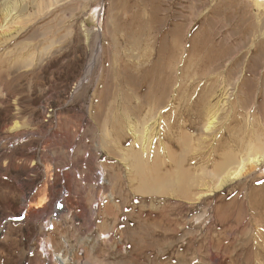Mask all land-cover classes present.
I'll return each mask as SVG.
<instances>
[{"label": "rangeland", "instance_id": "1", "mask_svg": "<svg viewBox=\"0 0 264 264\" xmlns=\"http://www.w3.org/2000/svg\"><path fill=\"white\" fill-rule=\"evenodd\" d=\"M164 36L167 43L225 39L220 46L233 63L207 73L197 59L204 49L188 56L192 73L210 76L190 85L189 114L184 105L158 110L155 137L138 158L132 133L151 114L135 111L146 88L131 95L126 73L151 53L152 62ZM258 49L262 0H0V264H264V157L219 190L209 179L213 148L236 152L235 142L244 150L253 143L264 155V58L252 63ZM200 99L209 108L198 121ZM208 115L216 116L204 135ZM172 156L184 158L190 176L178 175ZM176 178L192 186L185 199L168 186Z\"/></svg>", "mask_w": 264, "mask_h": 264}, {"label": "bare ground", "instance_id": "2", "mask_svg": "<svg viewBox=\"0 0 264 264\" xmlns=\"http://www.w3.org/2000/svg\"><path fill=\"white\" fill-rule=\"evenodd\" d=\"M264 1V0H262ZM7 16V15H6ZM185 19V18H184ZM255 25V24H254ZM177 28V27H176ZM181 28L179 27L178 30H180ZM173 31H176V29L174 28ZM179 32H182L181 30ZM175 33V32H174ZM250 34V33H249ZM212 36V35H211ZM250 37V36H249ZM167 37H162L160 39V41L158 42L159 46L156 50V53H155V59L151 61L152 59V53L149 55V56H146V57H151V58H148L146 59L144 62H140V60L136 61L135 62V66L134 65H130V72H127L126 73V79H128V83L129 86H130V90H131V95H133V91L137 92L139 91L142 87H145L146 88V91L144 92V96L142 97H137L136 100H135V97H134V100L137 102V108H136V112L140 115L142 110L143 109H147L146 107H148L149 109V112L148 114H146L147 117H149V115L151 114V116L149 118H143V120H140V121H143L142 123H140V129L142 128V131L139 132V131H133L132 133V140H133V145L131 146V149L133 148L134 144H138L139 148L138 151L139 153L138 154H135L136 157H141L143 158L144 155L147 154V148L150 147L151 145V141L153 140L152 137L154 136L155 137V133H154V129H153V125L152 123H155L153 122V120L156 119V114L158 112V110H161L163 108H166L167 109L172 106V107H180L181 105H184V107L186 106V110L184 111L186 114H189V108L191 106V103H192V100L190 99V94L192 95V93L195 92V89H196V86L195 88L193 89V91L190 89V85L193 83V82H196V81H204L205 78L202 77V76H205V75H209V74H199L196 73V71L194 70V73H192V70L189 68V64L191 65V62L189 63L190 61V58L191 56H193V52H196V51H199L201 49H204V53L203 55L198 53V55H200V57L198 56V60H200V62L198 63L200 65V67L202 66H205V67H210L211 70L207 73H214V72H217L219 70H221L223 67H225L226 63L229 62H232V59L226 54V52H224L223 50L224 47H223V50H222V46H220L221 44L223 46H225V39L221 40L220 41V45H217L218 43L215 45L213 44V41H211V39L209 40H205L203 41V43L200 41V40H197L195 38H191V37H187L185 36V38L183 40H179L177 41V38H172L171 39V42H168L167 43ZM226 38V37H225ZM154 43V42H153ZM151 44V42H150ZM185 45H187V49L185 47ZM228 48V47H227ZM256 49V48H255ZM202 51V50H201ZM200 51V52H201ZM229 51V50H228ZM155 52V51H154ZM231 54V52H229ZM228 53V54H229ZM196 54V53H195ZM133 55V54H132ZM188 56H190V58H188ZM194 56H197V55H194ZM184 57V58H183ZM136 58V57H135ZM139 58V57H138ZM264 58V50L263 49H258L256 50V55L254 56V58H252V63L255 64V66H257L259 63H260V59L262 60ZM144 57H142L141 60H143ZM192 60V59H191ZM18 62V61H17ZM127 63V62H126ZM197 63V62H195ZM233 63V62H232ZM21 65V64H20ZM179 65H181L180 69H181V77L178 78V76H176V72L178 71L179 69ZM234 65V64H232ZM196 67V65H194ZM38 67V66H37ZM199 66H197L198 69H201ZM126 68V67H125ZM193 68V67H191ZM257 68V67H256ZM131 69H134V73H132ZM196 69V68H195ZM231 69V68H230ZM35 70V69H34ZM198 71V70H197ZM227 72V71H226ZM223 73V72H222ZM116 74V73H115ZM179 74V73H178ZM205 74V75H204ZM217 76L219 77L218 73H216ZM222 75V74H221ZM233 75V74H232ZM210 76V75H209ZM231 76V75H230ZM222 77V76H221ZM227 77V76H226ZM48 78V77H47ZM208 78V77H207ZM216 78V77H215ZM214 78V79H215ZM233 78V77H231ZM123 79V78H122ZM226 80V78H224ZM243 79V78H242ZM13 80V79H12ZM42 80V79H41ZM76 80V79H75ZM224 80V81H225ZM206 81V80H205ZM215 81V80H213ZM207 82V81H206ZM222 82V80H221ZM202 83V82H201ZM200 83V84H201ZM204 83V82H203ZM202 83V85H203ZM195 84V83H193ZM214 85V83H213ZM118 86V85H117ZM201 86V85H200ZM194 87V86H193ZM192 87V88H193ZM105 88V87H104ZM106 89V88H105ZM104 89V90H105ZM189 89L192 91L189 93ZM200 89V87H199ZM133 90V91H132ZM205 89H200L199 92L201 91H204ZM140 92V91H139ZM224 93V92H223ZM204 94V93H203ZM194 95V94H193ZM192 95V97H193ZM108 96V95H107ZM187 96V97H186ZM130 97V96H129ZM109 98V97H108ZM14 99V98H13ZM185 99H188V100H185ZM151 100L153 102H151ZM13 102V101H12ZM89 102V101H88ZM128 103V102H127ZM199 104H203V107L201 110L197 111L196 112V117L198 119V121H200L202 119L203 116H205V110L206 108L208 107L209 103L206 102V100H203V99H200L198 101ZM122 104V103H121ZM133 104H135L133 102ZM168 104V105H167ZM240 104V103H239ZM167 105V106H166ZM169 106V107H168ZM188 106V107H187ZM215 106V105H213ZM212 106V107H213ZM123 107V106H122ZM209 108V107H208ZM207 108V109H208ZM134 108H132L133 110ZM166 109V110H167ZM213 109V108H212ZM147 110V111H148ZM211 110V108H210ZM217 110V109H216ZM171 111V110H170ZM207 111V110H206ZM212 111V110H211ZM213 112V111H212ZM126 113V112H125ZM134 113V112H133ZM144 113V112H143ZM128 114V113H127ZM171 114V112H170ZM185 114V115H186ZM208 114V113H207ZM212 114V113H210ZM174 115V114H173ZM35 116V115H34ZM129 116V115H128ZM215 116L216 115H211L209 116L208 115V118L207 120L205 119V122H204V125H203V129L201 128L202 130V134L204 135H207L209 134L210 130H211V126H212V123H213V120L215 119ZM160 117V115H159ZM173 117V116H172ZM131 118V117H130ZM134 118V117H132ZM138 118V117H137ZM129 118H127L126 120H128ZM171 119V118H170ZM204 119V117H203ZM11 120V118H10ZM135 120H138V119H135ZM58 121V120H57ZM124 121V120H123ZM161 121V120H160ZM45 122V121H44ZM118 122V120H117ZM131 122V121H130ZM136 122V121H135ZM134 122V123H135ZM170 122V121H169ZM175 122V121H174ZM132 123V122H131ZM130 123V124H131ZM158 123V122H157ZM162 123V121H161ZM160 123V124H161ZM198 123V122H197ZM103 124V123H102ZM122 124V123H121ZM126 124L129 125V121L128 123L126 122ZM156 124V123H155ZM202 124V123H201ZM2 125V124H1ZM4 125V124H3ZM123 125V124H122ZM121 125V126H122ZM134 125V124H133ZM137 125V123H136ZM14 126V125H13ZM19 126V124H18ZM115 126V125H114ZM120 126V125H119ZM124 126V125H123ZM122 126V127H123ZM126 126V125H125ZM131 126V125H130ZM214 126V125H213ZM11 127V126H10ZM137 127V126H136ZM160 127V126H159ZM165 127V126H164ZM25 128V127H24ZM28 128V127H27ZM114 128V127H113ZM118 128V127H117ZM126 128V127H125ZM130 128V127H129ZM134 128V127H133ZM103 129V128H102ZM128 129V128H127ZM126 129V130H127ZM122 130V129H121ZM125 130V131H126ZM161 130V129H160ZM119 131V129H118ZM209 131V132H208ZM110 132V131H109ZM124 132V131H123ZM122 132V133H123ZM128 132V131H127ZM186 132V131H185ZM114 133V132H113ZM112 133V134H113ZM118 133V132H117ZM116 133V134H117ZM121 133V132H120ZM125 133V132H124ZM211 133V132H210ZM187 134V133H184V135ZM201 134L198 132V135ZM122 135V134H121ZM125 135V134H124ZM210 135V134H209ZM102 136V135H101ZM105 136V135H103ZM129 136V135H128ZM123 137V135H122ZM127 138V136H125ZM180 137V135H179ZM188 137V136H187ZM203 137V136H202ZM105 138V137H104ZM131 138V137H130ZM118 139V137H117ZM121 139V138H120ZM152 139V140H151ZM3 140V139H2ZM105 140V139H104ZM131 140V141H132ZM193 140V139H192ZM125 141V140H124ZM135 141V142H134ZM175 141V140H174ZM242 141V140H240ZM124 143V142H123ZM130 143V144H131ZM241 143V144H240ZM235 142V146H237V153L234 151L235 149L233 148L232 151L229 150V151H221L220 149H218L217 147L216 148H213L212 149V152H211V155H210V158H211V167H212V170H209L210 171V183L211 184H214V185H211V188L214 187L215 190H219L221 189V187L228 181H231V180H234V179H237V178H240L241 176L243 177L244 175L250 173V171H253V168L254 166H256L255 164L259 163V160L260 158L264 157V155H259V153L255 152L258 151L259 149L255 148L253 145V143H249V146H245V150L244 149H240L242 148L241 145H242V142ZM97 144V143H96ZM109 145V144H108ZM189 145V144H188ZM191 145V143H190ZM220 145V144H219ZM195 146V145H194ZM243 146V145H242ZM129 147V146H128ZM225 147V146H223ZM33 148V147H32ZM85 148V147H84ZM115 148V147H114ZM164 148V147H163ZM226 148V147H225ZM247 148V149H246ZM129 149V148H128ZM130 149V150H131ZM135 149V148H134ZM150 149V148H149ZM148 149V151H149ZM229 149V148H228ZM151 150V149H150ZM82 151V150H81ZM94 151V150H93ZM106 152V151H105ZM115 152V151H114ZM129 152V150H128ZM243 152V153H242ZM176 153V152H175ZM185 153V152H184ZM117 154V153H116ZM134 154L132 156H134ZM161 154V153H160ZM187 154V153H186ZM240 154H243L241 155V157L243 158H239L240 157ZM263 154V153H262ZM110 155V153H109ZM138 155V156H137ZM131 156V154H130ZM135 157V156H134ZM132 157V159L134 158ZM135 157V158H136ZM138 157V158H139ZM151 157V156H150ZM174 158L171 159V163L172 165L174 164V168H176V170L178 171V175L180 174H183L184 177H188L187 175L190 176L189 174V169H186L185 166H184V158L181 159L180 162H178L174 156H172ZM43 158V157H42ZM115 158V157H114ZM131 158V157H130ZM137 158V159H138ZM140 158V159H141ZM118 159V158H117ZM136 159V160H137ZM139 159V160H140ZM146 159V158H144ZM162 159V158H161ZM187 159V158H186ZM44 160V159H43ZM74 160V159H73ZM158 160V158H157ZM66 161V160H65ZM146 161V160H145ZM93 162V161H92ZM123 162V161H122ZM129 162V161H128ZM148 162V161H146ZM135 163V161H134ZM140 164V162L137 160L136 161V164ZM145 163V162H144ZM152 163H155V162H152ZM138 164L139 168L141 167L140 165ZM143 164V163H142ZM163 164V163H162ZM161 164V165H162ZM46 165V164H45ZM153 165V164H152ZM31 166V165H30ZM74 166V165H73ZM92 166V165H91ZM137 166V167H138ZM158 166L159 168V165H156ZM100 167V166H99ZM144 168V166H142ZM163 167V166H162ZM169 167V166H168ZM76 168V167H75ZM105 168V167H103ZM120 168V167H119ZM138 168V169H139ZM153 168V166H152ZM167 168V167H166ZM188 168V167H187ZM49 169V168H48ZM137 169V170H138ZM156 169V167H155ZM154 169V171H155ZM170 169V172L172 171L171 168ZM46 170V169H45ZM98 170V168H97ZM110 170V169H108ZM161 170V169H160ZM159 170V171H160ZM158 171V169H157ZM50 172V169L49 171ZM63 172V171H62ZM95 172V171H94ZM132 172V171H131ZM144 171H142V169H140L138 171V177H140L142 179V181H144V176H143V173ZM174 172V171H172ZM255 172V171H254ZM51 173V172H50ZM53 173V172H52ZM51 173V174H52ZM101 173V172H100ZM168 173V172H167ZM208 173V172H207ZM46 174V173H45ZM64 174V173H62ZM61 174V175H62ZM88 174V173H87ZM90 174V173H89ZM102 175H98L100 178V180H104V176H103V169H102ZM111 174V173H110ZM252 174V173H251ZM60 175V174H59ZM107 175V174H106ZM112 175V174H111ZM148 175V173H147ZM162 175V174H161ZM179 175V176H180ZM250 175V174H249ZM58 176V175H57ZM65 176V175H64ZM91 176V175H90ZM97 176V177H98ZM103 176V177H102ZM108 176V175H107ZM134 176V175H133ZM146 176V175H145ZM153 176V175H152ZM207 176V175H206ZM205 176V177H206ZM209 176V175H208ZM207 176V177H208ZM47 177V176H46ZM52 177V176H51ZM113 177V176H112ZM147 177V176H146ZM150 177V176H149ZM155 177V175H154ZM193 177V176H192ZM204 177V175L202 176ZM246 177V176H245ZM48 178V177H47ZM50 178V176H49ZM48 178V180H49ZM64 178V177H63ZM114 178V177H113ZM160 178V177H159ZM164 178V177H163ZM180 178V177H179ZM251 178V177H250ZM51 179V178H50ZM65 179V178H64ZM172 179V176L171 178ZM199 179V177H198ZM53 180V179H52ZM51 180V181H52ZM66 180V179H65ZM77 180V179H76ZM127 180V179H126ZM158 180V179H157ZM182 180V179H181ZM180 179H175L173 180V182H169V187L170 189L175 190V196L176 197H179V198H184L185 199V196H186V191H191L192 189V186H190L191 184L189 182H187L186 180H184L183 178V181L182 182ZM202 180V179H200ZM20 181V180H19ZM54 181V180H53ZM57 181V180H55ZM195 181V180H194ZM250 181V180H249ZM58 182V181H57ZM165 182V181H164ZM48 183V182H47ZM78 183V182H77ZM98 183V181H97ZM116 183V182H115ZM145 183V182H144ZM144 183L142 182V185L144 186ZM198 183V182H197ZM209 183V181H208ZM207 183V185H208ZM33 184V183H32ZM148 184H151V183H148ZM147 184V185H148ZM48 185V184H47ZM46 184H44V186H47ZM57 185V184H56ZM195 185V184H194ZM203 185V184H202ZM40 186V185H39ZM50 186V185H49ZM150 186V185H149ZM41 187V186H40ZM62 187V186H61ZM73 187V186H72ZM152 187V186H151ZM168 187V188H169ZM203 187V186H202ZM50 188V187H49ZM48 188V189H49ZM54 188V187H53ZM109 188V187H107ZM113 188V187H112ZM119 188V187H118ZM164 188V187H163ZM195 188V187H194ZM47 189V187H46ZM52 189V188H50ZM111 189V188H109ZM160 189V188H159ZM167 189V188H166ZM196 189V188H195ZM40 190V189H38ZM42 190V189H41ZM40 190V191H41ZM57 190V189H56ZM162 190V189H161ZM209 191V188L207 189ZM206 190V191H207ZM44 191V188L43 190ZM47 191V190H46ZM248 191V190H247ZM48 192V191H47ZM58 192V191H57ZM60 192V191H59ZM37 193V192H36ZM35 193V194H36ZM43 192L39 193V194H42ZM45 193V191H44ZM52 194V192H50ZM162 193V191H161ZM37 194V196L39 195ZM47 194V193H46ZM45 194V195H46ZM163 194V193H162ZM191 194H194L193 192ZM44 195V194H43ZM152 195V193H151ZM205 195V194H204ZM157 196V195H156ZM39 197V196H38ZM43 198H45L44 196H42ZM42 197L40 198V200L42 199ZM47 199V198H46ZM183 199V200H184ZM188 200V199H187ZM36 201V200H35ZM106 201V199H105ZM191 201V200H190ZM189 201V202H190ZM34 202V200H33ZM38 202H39V199H38ZM107 202V201H106ZM44 203V202H41L37 204V206L35 207V209H39L40 208V205ZM236 203V202H235ZM31 205V203H30ZM45 206V205H44ZM230 206V205H229ZM228 206V207H229ZM21 209V208H20ZM41 209V208H40ZM52 211V210H51ZM228 211V210H227ZM255 211V210H254ZM219 209H216L215 210V213H219ZM243 212V211H242ZM245 212V211H244ZM256 212V211H255ZM254 212V213H255ZM19 213V212H18ZM228 214L230 212H227ZM226 213V214H227ZM35 214V213H34ZM207 214V213H206ZM236 214V213H235ZM238 214V213H237ZM236 214V216H237ZM246 214V213H245ZM263 214V213H262ZM225 215V214H224ZM28 216V215H27ZM239 216V215H238ZM246 216V215H245ZM264 216V215H262ZM37 217V216H36ZM51 217V215H50ZM259 217V216H258ZM1 218V217H0ZM3 218V217H2ZM1 218V219H2ZM18 218V217H17ZM31 218V217H30ZM33 218H34V215H33ZM32 218V219H33ZM45 218V217H44ZM49 218V217H48ZM116 218V217H115ZM240 218V217H239ZM253 218V217H251ZM8 219V217H7ZM35 219V218H34ZM47 220V217L45 218ZM50 219V218H49ZM59 219V218H58ZM264 219V218H263ZM246 220V218L244 219ZM253 220V219H252ZM256 220V219H255ZM57 221V220H56ZM115 221V220H114ZM168 221V220H167ZM249 221V220H248ZM264 222V220H263ZM86 223V222H85ZM48 224V223H47ZM58 224V223H57ZM241 224V223H240ZM253 224V223H252ZM257 224H259L257 222ZM260 224H263L260 222ZM259 224V225H260ZM80 225V224H79ZM56 226V225H55ZM58 226V225H57ZM94 226V225H93ZM243 226V225H242ZM255 226V225H254ZM27 227V226H26ZM30 227V226H29ZM40 227V226H39ZM60 227V226H59ZM238 227V226H236ZM235 227V228H236ZM245 227H248L249 226H245ZM253 227V226H252ZM55 228V227H54ZM258 228V227H257ZM256 228V229H257ZM7 229V228H6ZM37 229V228H36ZM241 229V228H240ZM243 229V228H242ZM18 230V229H17ZM16 230V233H18V231ZM20 230V229H19ZM26 230V229H25ZM39 230V229H37ZM36 230V231H37ZM41 230V229H40ZM56 230V229H55ZM224 230V229H223ZM15 231V230H14ZM44 231V230H43ZM58 231V230H57ZM162 231V230H161ZM230 231V230H229ZM232 231V230H231ZM258 231V230H257ZM261 231V230H260ZM41 232V231H40ZM38 232V233H40ZM139 232V231H138ZM172 232V231H171ZM234 232V231H233ZM244 232V231H243ZM24 233V232H23ZM34 233V232H33ZM15 234V233H14ZM20 234V233H19ZM30 234V233H29ZM148 234V233H147ZM154 234V233H153ZM245 234V232H244ZM250 234V233H249ZM257 234V233H256ZM13 235V234H12ZM21 235V234H20ZM33 235V234H32ZM31 235V237H32ZM48 235V234H46ZM141 235V234H140ZM247 236V234H245ZM251 235V234H250ZM255 235V234H254ZM260 235V234H259ZM258 235V236H259ZM17 236V235H16ZM44 236V235H43ZM43 236H39L40 238L43 237ZM102 236H105V235H102ZM237 236V235H236ZM263 236H264V233H263ZM18 237V236H17ZM23 237V236H22ZM38 237V238H39ZM48 237V236H47ZM50 237V236H49ZM142 237H145V236H142ZM187 237V236H186ZM252 237V236H251ZM255 237V236H254ZM108 238V237H107ZM243 238V237H242ZM247 238V237H246ZM36 239V238H35ZM239 239V238H238ZM244 239V238H243ZM259 239V238H258ZM262 239V238H261ZM49 240V239H48ZM53 240V238H52ZM36 241V240H35ZM41 241V239H40ZM63 241V240H62ZM143 241V240H142ZM240 241V240H239ZM260 240H258L259 242ZM46 242V240H45ZM66 242V241H65ZM234 242V241H233ZM48 243V242H46ZM254 243H255V240H254ZM261 243V242H260ZM264 242H262L263 244ZM137 244V242H136ZM257 244V243H256ZM259 244V243H258ZM43 246V245H42ZM56 246V245H55ZM254 246V245H253ZM258 246V245H257ZM40 247V246H39ZM84 247V246H83ZM154 247V246H153ZM234 247V246H233ZM259 247V246H258ZM241 248V247H240ZM256 248V247H255ZM257 249V248H256ZM48 250V249H47ZM253 250V248H252ZM259 250V249H258ZM263 250V249H262ZM250 251V250H249ZM257 251V250H256ZM261 251V250H260ZM56 253V252H55ZM242 253V252H241ZM254 253V252H253ZM262 253V252H261ZM50 255V254H49ZM57 255V254H55ZM66 255V254H65ZM177 256V255H176ZM255 256V255H254ZM258 257V256H257ZM67 258V257H66ZM196 258V257H195ZM255 258V257H253ZM229 259V258H228ZM81 260V259H80ZM38 261V260H37ZM86 261V260H85ZM236 261V260H234ZM250 261V260H249ZM255 261V260H254ZM79 262V261H78ZM256 262V261H255ZM31 263V262H30ZM81 263V261H80ZM36 264V263H35ZM38 264V263H37ZM86 264H87V261H86Z\"/></svg>", "mask_w": 264, "mask_h": 264}]
</instances>
